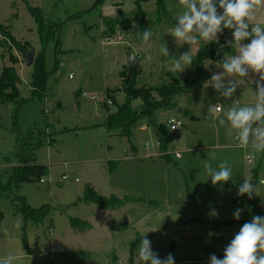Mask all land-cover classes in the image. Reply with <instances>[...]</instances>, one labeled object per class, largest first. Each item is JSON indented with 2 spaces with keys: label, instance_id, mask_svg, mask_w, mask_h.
Wrapping results in <instances>:
<instances>
[{
  "label": "rangeland",
  "instance_id": "rangeland-1",
  "mask_svg": "<svg viewBox=\"0 0 264 264\" xmlns=\"http://www.w3.org/2000/svg\"><path fill=\"white\" fill-rule=\"evenodd\" d=\"M96 1L0 0V24L11 28L17 42L29 43L35 47V58L42 52L43 46L27 2L41 8L46 21L51 19L65 23L69 16L80 14L67 21L57 38L47 44L46 65L50 71L47 97L24 102L21 108L13 100L0 102V180L3 182H8L13 167L20 164L16 155L21 144L17 141L19 132L14 122L16 114L19 122L17 126L24 131L35 125L48 133L53 127L59 131L53 144H46L35 150L32 144L28 146L36 160L50 169V174L44 177L46 182L33 180L21 185L16 191V194L27 198L31 207L52 206L48 217L39 224H26L24 217L15 212V205L11 201H0V258L12 255L15 257L12 264H129L132 256L134 264H142L138 258V250L141 243L139 221L143 215L139 214L137 207L127 208L126 203L134 199L127 195L150 196L156 198L161 205V201L167 198L168 184L174 183L172 177L175 175L170 173L169 176L163 169L165 162L156 161L159 159L154 157L146 159L157 151V138L153 128L149 126L143 130L139 124L132 129L130 140L119 131L113 133L103 125L106 109L109 108L108 112L117 110L115 102L108 100L107 90L113 91L119 104L124 103L125 92L120 73L129 65L131 55L139 59L142 68V74L138 78L139 86L168 83V72L178 79H190L196 72L192 65L177 73L171 70L173 62L184 52H189L194 58L200 47L207 42L198 38V43L189 45L187 42H176L170 34L176 18L185 10L179 0H163L167 14L162 10L159 12L157 0H106L103 4H96ZM137 2L144 9L146 19L153 21L152 36L147 42L135 30V25L128 31L117 27L116 32L111 34L109 25L106 24L107 20L118 17L122 11L130 19L135 18ZM257 19L264 23V7L258 11ZM221 37L232 39L231 30L225 29L222 34H218V39ZM58 39L61 41L59 47L56 45ZM5 40L0 33V42L9 46L11 42ZM165 45L169 49L167 56L160 51ZM11 47L12 53L18 58L15 66L20 77L17 84L20 98L27 100L32 95L31 83L35 71V66H28L26 62L32 47L28 52ZM6 49L0 44V74L11 64ZM236 49V45H223L217 50L226 59H230L232 51L237 54ZM220 64L222 63L212 59L205 60V68L208 66L206 69L211 76L214 72H223L222 67H218ZM70 73L74 74L72 78ZM210 78L198 89L179 98L180 105L191 109V114L186 115L179 110H163L158 113L162 124H167L171 119L183 122L181 128L169 129V151L174 157H178L180 153L187 163L195 156L191 152H183L190 150V146L186 145L188 136L221 135L228 141L227 145L234 148L232 152L239 156L240 165H244L247 170L253 168L258 173L257 178H253V184L260 186L257 192H261L264 200V182H260L264 178V152H255L256 158L250 163L246 153L251 154V148L236 149L237 130L227 122L224 125L219 123V118H223L222 113L214 116L208 110L210 105L219 102L224 110L233 105H253L256 90L254 81L258 79V74L249 70L248 77H234L241 84L229 99L216 92L210 85ZM142 105L141 99L132 101L133 109L138 112ZM194 117L198 120H194ZM221 152L223 153L213 159V164L218 166L222 161H227L231 171L240 166H234L230 162L225 150ZM114 163L116 167L112 170ZM63 176L68 179L64 180ZM91 185L104 196L127 197L122 199L123 208L112 213V210H103L92 203L74 204L84 197ZM173 187L174 184L171 189ZM134 201L137 205L140 202L138 199ZM147 208L151 210L153 207L147 205ZM130 215L137 221L132 223L133 229L125 228L126 223L123 221L125 216L129 219ZM72 217L88 221L91 223L90 229L79 231L73 228L70 223ZM17 220L21 221L20 228L15 227ZM151 248L158 253L159 258L171 253L169 246H157L151 242ZM204 254L197 252L190 255L202 260ZM207 254L218 256V253ZM174 264L181 263L174 259Z\"/></svg>",
  "mask_w": 264,
  "mask_h": 264
},
{
  "label": "trees",
  "instance_id": "trees-1",
  "mask_svg": "<svg viewBox=\"0 0 264 264\" xmlns=\"http://www.w3.org/2000/svg\"><path fill=\"white\" fill-rule=\"evenodd\" d=\"M106 0H97L96 4H103ZM27 7L35 18L38 33L41 41L42 52L35 58L33 65L35 71L33 73L32 80V95L30 99L22 100L20 98V90L18 82L20 77L18 75L17 67L18 58L12 53L11 46L16 47L21 51L28 52L32 47L29 43L21 44L17 42L11 33V28L0 24V33L5 37V41H10L9 46H6L4 42H0L1 47L7 48L9 55L10 66L5 67L0 74V102H9L13 100L17 104L18 108H21L24 102H29L34 98L45 99L48 93V78L50 71L46 65V51L47 44L51 40H55L57 35L60 33L63 26L67 21L73 20L79 17L80 14H74L68 17L65 23L60 21H53L51 19L45 20L43 10L39 7L32 6L27 2ZM159 12L162 10L164 14H167V7L163 0H157ZM58 6V3L56 4ZM137 15L133 19L127 15L125 16L124 11L120 12L116 18H110L106 24L109 25L111 34L116 32V28L119 27L121 30H130L135 25V30L138 31L142 37L145 30L152 31L153 21L146 19V13L140 3H136ZM61 41L58 39L56 45L59 47ZM227 44L226 40L219 38L216 41L209 42L200 47L196 56L192 59V67L195 69V73L192 77L184 79H178L176 76L168 72L170 80L168 83H162L158 86H139L138 78L142 74L141 65H127L124 70L120 73V78L123 82V92H125L124 103L119 104L112 90H107V98L111 99L117 105V110L114 112H108L105 118V126L109 131H119L121 135L126 136L131 140L132 129L139 124H147L153 128L158 141L160 143V150L162 153L167 151V135L169 133V125L161 123L158 119V113L163 110H179L180 97L188 95L194 90L198 89L203 85L210 77V72L205 68V60L212 59L216 62H223L225 58L223 53L218 52V48ZM234 45V44H233ZM232 55L234 52L232 51ZM157 94V97L155 96ZM135 99H141L143 105L141 110L138 112L132 107V101ZM109 111V108H108ZM182 111L188 115L192 113V110L182 106ZM19 137L17 138L20 142L19 150L17 151L18 160L20 164L13 167L9 174L8 182L0 180V201L7 199L15 205V212L24 217L26 224L28 222H34L35 224L41 223L52 211V206H42L40 208L31 207L28 204L27 198L23 195L16 194L21 185L25 183H31L33 180H42L43 177L50 174V169L45 164L39 163L34 157V153L29 152L28 146H34V149L45 146L46 144H53L56 140V135L59 131L53 129L50 133L46 130L38 129V125L30 127L28 130H22L18 122V114L14 116ZM37 128V129H36ZM67 129V128H66ZM69 129V128H68ZM66 131V130H65ZM47 141H49L47 143ZM31 148V147H30ZM168 157V156H166ZM115 164V163H114ZM116 166H112L114 170ZM84 203L86 205L96 204L103 210H116L123 207L124 201L114 195L104 196L97 192L95 188L89 186L86 190L84 197L79 198L74 204ZM245 203L248 205L253 215H260L258 210L256 198L249 199L248 196L245 198ZM2 219V215H0ZM73 228L84 231L90 229L91 223L79 218H71L70 221ZM26 227V225H25ZM24 227V228H25ZM141 240V239H140ZM24 241L27 244V237H24ZM163 256L161 259L166 258ZM55 264V263H52ZM129 264H134L133 256L129 259Z\"/></svg>",
  "mask_w": 264,
  "mask_h": 264
},
{
  "label": "clouds",
  "instance_id": "clouds-1",
  "mask_svg": "<svg viewBox=\"0 0 264 264\" xmlns=\"http://www.w3.org/2000/svg\"><path fill=\"white\" fill-rule=\"evenodd\" d=\"M179 4L185 10L176 18V24L170 31L176 42L193 45L198 43L199 38L209 43L216 41L218 34H222L225 29L231 30L232 40H226V43L230 46L235 44L237 54L224 59L218 66L222 67L223 72H214L210 78V85L220 96L225 99L234 96L241 84L234 77H248L249 70L258 74V79L254 81L256 90L253 105H233L224 110L221 104L216 103L210 105L208 110L214 116L222 113L223 118H219V123L224 125L227 122L237 130L239 147L264 152V23L257 19L258 11L264 7V0H179ZM151 36V31L143 32L145 42ZM246 40L250 42L245 43ZM160 51L169 55L166 45ZM192 59L189 52L182 53L173 62L171 70L183 72L191 65ZM69 76L72 78L74 74L70 73ZM225 77L234 79L225 80ZM204 167L213 186L231 179V167L227 161H222L216 168L210 163ZM254 193V185L248 180H244L237 189V196L247 194L249 199L253 198ZM242 211L237 208L233 213L234 219L239 220ZM15 227H21L20 220L16 221ZM4 231L7 233V228ZM14 258L7 255L0 258V264H12ZM138 258L142 264H174L171 253L164 259L159 258L146 235L141 240ZM209 260L210 264H264V217L255 215L250 222H245L225 247L223 258L212 254Z\"/></svg>",
  "mask_w": 264,
  "mask_h": 264
},
{
  "label": "crops",
  "instance_id": "crops-1",
  "mask_svg": "<svg viewBox=\"0 0 264 264\" xmlns=\"http://www.w3.org/2000/svg\"><path fill=\"white\" fill-rule=\"evenodd\" d=\"M233 52L235 55V51ZM106 111L108 113V109ZM179 111H182V107ZM194 120L198 119L194 117ZM103 125H105V122ZM147 127L149 126L145 123L140 126L143 130ZM155 137L157 138L156 134ZM167 138L169 139L168 136ZM168 139L166 152H161L157 138L156 154L146 157V159L154 157L159 159L156 161L165 162L166 165H164L163 169L165 168L169 176L170 173L175 175L172 177L174 183L168 184L167 198L161 201L160 205L156 198L150 196L137 197L127 195V197L140 201L137 205L134 199L129 200L128 204L126 203L127 208L137 207L139 214L143 215L142 220L140 219L139 221L141 240L146 235L157 246H169V251L175 256L174 259L179 260L181 264H210L209 258L211 255L207 253H218L217 257L223 258L224 249L230 243V239H233L234 235L239 232L240 227L245 222H250L254 216L245 203V198L248 195L237 196V189L244 180H248L253 184V178L255 180L258 173L253 168L247 170L244 165H240L238 162L239 156L232 152L234 148L227 145L228 141H225L221 135L216 134L214 137L210 135L188 136L186 145L190 146V150L183 152H191L197 158L193 156L187 163L185 160L183 161L180 153L177 152L179 154H176L178 157H174V154L169 151ZM237 148L241 147L237 145ZM134 149L136 150V148ZM222 150H225V153L229 155V160L234 166H240L231 171V179L229 181L218 182L216 186H213L204 165L210 163L213 168H216L217 165L213 164V159L219 156L218 154L223 153L221 152ZM249 152L251 154L246 153V157L250 163H253L254 158H256L255 152L252 149ZM205 156L207 158H204ZM113 166L116 165L114 164ZM251 169L252 172L250 171ZM260 182L263 183L264 178ZM173 184L174 187L171 189ZM221 184L223 185L222 188ZM253 185L256 192L253 197L256 198L258 210L261 216L264 217V200L261 192H257L260 186ZM92 187L95 188L94 186ZM147 205H151L153 208L150 210ZM237 208L243 209L239 220L233 217V213ZM112 211V213L116 212V210ZM123 221L126 223L125 228L128 227V229L133 227V222H137L133 215H130L129 219L125 216ZM197 252L200 254L205 253V256L201 257L203 258L202 260H199V257L196 258L194 255H190ZM182 255L187 257L182 258Z\"/></svg>",
  "mask_w": 264,
  "mask_h": 264
},
{
  "label": "water",
  "instance_id": "water-1",
  "mask_svg": "<svg viewBox=\"0 0 264 264\" xmlns=\"http://www.w3.org/2000/svg\"><path fill=\"white\" fill-rule=\"evenodd\" d=\"M35 54H36V48L32 47L31 51L28 52L27 57H26V62H27L28 66L33 65ZM128 63L131 66H135V65L139 64L140 62H139V59L137 57H135L134 55H131Z\"/></svg>",
  "mask_w": 264,
  "mask_h": 264
},
{
  "label": "built area",
  "instance_id": "built-area-1",
  "mask_svg": "<svg viewBox=\"0 0 264 264\" xmlns=\"http://www.w3.org/2000/svg\"><path fill=\"white\" fill-rule=\"evenodd\" d=\"M168 125H169V127H170L171 130H177L178 128H181L182 127L183 122L180 121V120L171 119V120L168 121ZM62 178L64 180H67L68 179L67 176H63ZM77 180H79V179H77ZM41 182H43V183L46 182V179H44V177H43L42 180H41Z\"/></svg>",
  "mask_w": 264,
  "mask_h": 264
}]
</instances>
